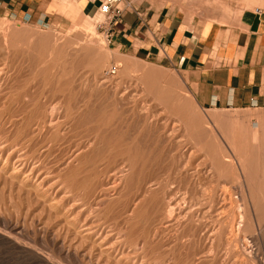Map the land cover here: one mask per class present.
Wrapping results in <instances>:
<instances>
[{
  "label": "rangeland",
  "instance_id": "1",
  "mask_svg": "<svg viewBox=\"0 0 264 264\" xmlns=\"http://www.w3.org/2000/svg\"><path fill=\"white\" fill-rule=\"evenodd\" d=\"M61 15L0 12V264H264V133Z\"/></svg>",
  "mask_w": 264,
  "mask_h": 264
},
{
  "label": "crops",
  "instance_id": "2",
  "mask_svg": "<svg viewBox=\"0 0 264 264\" xmlns=\"http://www.w3.org/2000/svg\"><path fill=\"white\" fill-rule=\"evenodd\" d=\"M101 2L0 0V12L45 24L68 9L93 16ZM119 8L115 47L174 70L200 108L239 111L264 133V0H121Z\"/></svg>",
  "mask_w": 264,
  "mask_h": 264
},
{
  "label": "built area",
  "instance_id": "3",
  "mask_svg": "<svg viewBox=\"0 0 264 264\" xmlns=\"http://www.w3.org/2000/svg\"><path fill=\"white\" fill-rule=\"evenodd\" d=\"M121 0H102L100 3L97 13L102 16V19L98 24L97 28L101 30L105 37L111 38L113 33V27L121 17L122 10L119 8ZM117 71V67L113 66L108 73L114 75Z\"/></svg>",
  "mask_w": 264,
  "mask_h": 264
},
{
  "label": "bare ground",
  "instance_id": "4",
  "mask_svg": "<svg viewBox=\"0 0 264 264\" xmlns=\"http://www.w3.org/2000/svg\"><path fill=\"white\" fill-rule=\"evenodd\" d=\"M101 17H102V16L99 14V19H100ZM136 114H137V112H136ZM145 114H146V113H145ZM147 114H148V113H147ZM136 116L138 117V115H136ZM132 117H133L132 120H136V119H138V118L135 119V116H134V115H132ZM149 118H150V117H149ZM149 118H148V117H144V122H142L143 124L141 123V124L143 125V130H142V132L145 131V133H146V131H147V130H146V129H147V128H146V123H147V121H148ZM132 124H133V123H132ZM135 124H136V123H134V125H135ZM147 124H148V123H147ZM148 125H149V124H148ZM148 125H147V126H148ZM134 127H135V126H134ZM134 127H133V128H134ZM149 127H150V126H149ZM135 131H136V130H135ZM138 135H139V136H140V135H143V133L141 134V132H140ZM146 135H148V134H146ZM139 136H136L134 139H137ZM145 138H146V137H145ZM145 138H144V139H145ZM148 138H149V135H148V137H147V140H148ZM134 139H133V140H134ZM140 140L142 141V139H140ZM134 141H135V140H134ZM134 141H132V142H134ZM144 141H146V139H145ZM149 141H150V140H149ZM139 142H140V141H139ZM139 145H140V143H139ZM142 145H143L144 147H145V146L147 147V144H145V143H143ZM143 146H141V147H143ZM148 147H149V146H148ZM150 148H151V147H150ZM141 149H142V148H141ZM147 152H148V151H147ZM145 155H146V154H145ZM151 159H152V158H151ZM136 160H137V159H136ZM144 160H145V159H144ZM156 160H157V159H156ZM142 161H143V160H142ZM150 164H151V163H150ZM147 165H148V164H147ZM148 166H149V165H148ZM154 167H155V166H154ZM159 167H160V166H158V168H159ZM145 168H146V167H145ZM151 170H152V169H151ZM150 178H151V177H150ZM237 187H238V186H237ZM230 206H231V205H230ZM231 208H232V207H231ZM236 208H237V207H236ZM229 209H230V208H229ZM237 209H238V208H237ZM239 211H240V210H239ZM260 211H261V210H260ZM237 212H238V211H237ZM243 213H244V212H243ZM224 214H225V213H224ZM230 214H231V213H230ZM232 214H233V213H232ZM241 214H242V213H241ZM234 216H235V215H234ZM237 216H238V215H237ZM237 216H236V217H237ZM239 216H240V215H239ZM241 216H242V215H241ZM241 218H242V217H241ZM241 218H239V220H240ZM240 222H241V221H240ZM218 224H219V223H218ZM241 224H242V222H241ZM253 225H254V224H253ZM229 227H230V226H229ZM230 228H231V227H230ZM246 228H247V227H246ZM225 230H226V229H225ZM248 230H249V229H248ZM248 230H247V231H248ZM141 232H142V231H141ZM223 232H224V231H223ZM227 232H228V230H227ZM252 232H253V231H252ZM133 233H134V231H133ZM250 233H251V232H250ZM254 233H255V232H254ZM223 236H224V235H223ZM232 236H233V235H232ZM253 236H254V235H253ZM149 237H150V236H149ZM230 237H231V236H230ZM232 238H233V237H232ZM216 240H217V239H216ZM229 241H230V240H229ZM251 244H252V243H251Z\"/></svg>",
  "mask_w": 264,
  "mask_h": 264
}]
</instances>
